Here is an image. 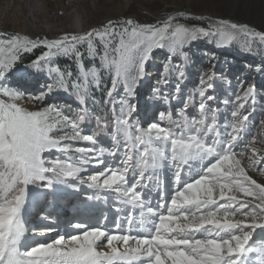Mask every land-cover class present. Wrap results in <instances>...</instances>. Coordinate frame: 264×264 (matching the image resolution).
<instances>
[{"label":"snow or ice","instance_id":"1","mask_svg":"<svg viewBox=\"0 0 264 264\" xmlns=\"http://www.w3.org/2000/svg\"><path fill=\"white\" fill-rule=\"evenodd\" d=\"M238 34L264 41V32L246 24L216 20L207 27L186 26L171 15L156 24L109 20L83 34L66 32L53 39L0 34V264H251L249 257L258 253L249 241L256 229L264 232V183L248 173L259 165L258 174L264 177L260 163L264 155L257 156L255 136L247 138L250 113L242 114L244 104L239 102L255 103L256 85L235 96L232 120L222 126L218 110L209 104L216 99L210 94L214 79H219L214 72H202L197 89L187 96L179 83L172 93L152 89L149 99L168 108L157 113L158 119L148 116L146 108V125L138 118V104L132 102L155 50L168 48L182 55L185 46L201 37L228 45ZM84 45L89 59L99 61L98 67H84L85 53L80 51ZM38 47L46 50L31 66L42 70L48 65L53 83L34 99L45 102L54 91L72 88L80 100L75 115L51 103L36 111L17 103L24 93L11 84L13 70L22 53ZM69 54L78 65L75 78L67 70L51 67L54 57ZM173 71L180 80L186 75L183 65H165V84ZM105 75L111 78L106 93L113 123L108 155L117 160L114 166L105 163L103 149H72L70 143H98L96 131L84 133L83 126L92 116L85 100L91 87L103 85ZM121 85L125 95L117 101ZM174 100L182 104L175 114ZM193 103L197 114L189 115ZM92 118L98 127H108L100 123L101 117ZM249 148L245 166L242 157ZM72 151L80 157H70ZM54 152L64 159L45 155ZM89 167L103 170L82 176ZM165 168L172 171L171 194L158 178ZM100 192L113 194L119 205L114 211L126 215L110 219L99 211L94 223L84 219L96 217L97 202L107 201ZM69 206L74 215L67 227L75 234L65 235L58 217ZM31 210L45 226L29 227ZM237 215L242 218L235 219ZM52 233L54 239L26 243L29 237L35 240ZM105 246L108 251L99 250Z\"/></svg>","mask_w":264,"mask_h":264},{"label":"rangeland","instance_id":"2","mask_svg":"<svg viewBox=\"0 0 264 264\" xmlns=\"http://www.w3.org/2000/svg\"><path fill=\"white\" fill-rule=\"evenodd\" d=\"M73 1L75 0H0V34H21L33 35V37L44 38L59 37L64 33L82 34L76 29H69L68 31L62 29V25H58L60 33L54 30L46 32V23L57 19L60 23L74 22L73 16L69 15L73 10ZM87 5L86 16L93 28H100L102 25L108 23L109 20L118 21L123 19H134L140 23L156 24L157 21L171 15L176 17V22L186 26L207 27L211 23V19H198L199 17L178 13L174 14L183 5L195 12H213L217 15L218 20L233 21L236 24H250L257 28L258 31L264 32V0H241L238 5L234 0H78ZM199 1V2H198ZM184 13V12H182ZM35 19H33V16ZM73 19V20H72ZM31 20V21H30ZM37 24V26L35 25ZM33 27V28H32ZM67 29V28H66ZM46 30V31H45ZM66 31V32H65ZM53 32L54 34H52ZM46 49L38 47L31 52L22 53L21 59L17 62L16 68L13 70L14 76L11 78V84L14 87H19V90L24 93L21 100L17 101L22 107L29 111H36L51 103L59 105L65 114L75 115L80 107V100L74 89L54 91L47 101L41 102L34 97L43 90L46 84H52L53 78L49 74V66L37 69L32 67V61L36 60ZM80 51L84 52L83 64L85 68H91L93 65L99 66L98 60L89 59L86 54V45L80 47ZM35 55V59L29 61L25 56ZM54 64L51 65L53 70L59 68L61 71L67 70L73 74L75 78L78 65L75 57L71 54L60 55L53 58ZM165 65H183L186 75L183 80H180L178 74L174 71L170 74V83L165 84L162 78V72ZM260 68L259 71L256 69ZM260 71L261 74H260ZM148 75L140 82L139 87L134 92L135 99L132 101L138 104L139 119L142 124L149 122L145 117V110L147 108L148 116L152 119H158L157 113L159 111H166L168 106L160 101H151L149 97L152 95V89L160 88L165 93H172L175 91L176 85L179 83L181 92L184 96L193 93L199 84V78L202 72H214L219 76V79H214L215 89L214 94L216 99L210 101L209 104L217 109V117L219 124L222 126L226 122L232 120V112L236 109L237 102L236 95H242V88L249 85H256L255 103L251 100L243 103L244 107L240 109L242 114H248L249 119L246 121L248 125L247 138L249 140L255 136V146L257 149V156L264 155V138L259 133H264V41L259 37L249 38L243 35H237L236 38L228 45H223L217 38L201 37L192 44L187 45L183 49V54H172L168 48L155 50L146 66ZM54 74V73H53ZM230 81V85L226 82ZM243 82V83H241ZM111 87V78L104 76L103 85L99 88L91 87L88 96L85 100L86 106L92 116L101 117L100 123H107V128L98 127L97 121L90 116L83 126L84 133L88 134L96 131L98 135V143L93 144L87 141L70 142L72 149H96L97 151L103 149V159L108 165H116L117 160L108 155L112 146V113L111 104L108 102L106 96L107 89ZM119 96L116 100L119 101L123 97L124 91L121 85L118 88ZM229 101L224 104L223 101ZM147 102V104H146ZM173 113L182 107L179 101H172ZM117 108L119 103L117 102ZM189 115L197 114V106L195 103L190 104L188 108ZM223 131V128L220 129ZM244 151L242 163L247 166L249 162L248 151ZM240 151V148L237 149ZM49 159L59 157L64 159V155L59 152L52 154H45ZM70 157H80V153L72 151L69 152ZM122 158L123 153H120ZM260 163L264 164V161ZM103 170L102 167H89L87 171L82 172L81 175L87 177L95 172ZM259 165L255 170H249V175L257 180L258 183H264V177L258 174ZM168 179V178H167ZM86 187V186H82ZM89 195H92L93 190L88 189ZM103 198L107 196L106 202H97V218L99 211L108 213V217H115L116 215H126L125 211L117 213L115 208L119 207L115 203V197L110 192H100ZM155 194V193H154ZM153 194V195H154ZM156 195V194H155ZM241 196L242 194H237ZM153 198V197H152ZM112 205V206H111ZM70 207V206H69ZM69 207H64L60 211L58 219L60 220L59 227L62 232L67 228V221L72 220L73 210ZM111 210V211H110ZM108 211V212H107ZM44 209L41 206L40 213ZM73 214L72 216L66 214ZM111 213V214H110ZM29 218V219H28ZM239 215L235 219H241ZM73 222H75L73 220ZM27 223L29 227L45 226V222L38 218V213L31 210L28 213ZM32 225V226H31ZM50 238L37 237L35 240L31 237L27 240V244L46 239L51 240L55 238V233ZM49 234V235H52ZM258 255L250 256L251 264H262L264 261V252H260L261 247H264V232L256 229L249 241Z\"/></svg>","mask_w":264,"mask_h":264},{"label":"bare ground","instance_id":"3","mask_svg":"<svg viewBox=\"0 0 264 264\" xmlns=\"http://www.w3.org/2000/svg\"><path fill=\"white\" fill-rule=\"evenodd\" d=\"M137 1V0H136ZM226 1V0H225ZM227 1H229V0H227ZM234 1H236L235 3H237L238 5L240 4V1L241 0H234ZM199 2V1H198ZM73 10H71V13L69 14V15H72L73 16V19H74V22H68V23H63V22H59L57 19H54L53 21H51V22H49V23H46V26H45V29L47 30H45L46 32H49V31H52V30H54L55 32H57V33H60V32H62V31H59V27H58V25H62V29H63V31L64 30H66V31H68L69 29H76V30H79V31H81V33L83 34V33H85V32H87V31H89L90 29H92L93 27H92V25L89 23V20H88V17L86 16V9H87V5L86 4H84V3H81V2H79L78 0H75V1H73ZM182 12H184V14H186V15H191L192 13H196V14H194V15H198L199 17H204L205 16V18H208V19H211L210 21L211 22H214V21H216V20H218L219 18L217 17V15L216 14H214L213 12H208V11H203V12H195V11H192V10H190L189 8H186L184 5L181 7V8H179L174 14H178V13H182ZM31 16H33V14H31ZM216 17L218 18V19H216ZM33 19H35V17L33 16ZM72 19V20H73ZM31 21V20H30ZM233 22V21H232ZM235 23V22H234ZM36 26H37V24H35ZM246 25H248V26H250V28H252V29H255L256 31H258L257 30V28H255L254 26H252V25H250V24H246ZM33 28V27H32ZM67 28V29H66ZM65 31V32H66ZM260 32V31H259ZM52 34H54L53 32H51ZM27 36H29V37H31V38H33V39H35V37H33V35H31V34H29V35H27ZM49 39H53V38H57V37H55V36H51V37H48ZM252 38H254V37H252ZM148 64V63H147ZM147 64H146V66H147ZM261 72L262 71H260V74H261ZM259 135L260 136H262L263 138H264V133H259ZM258 152V151H257ZM248 153V155H251V149L247 152ZM159 180H160V182H161V184L162 185H164V186H166V187H168V191H169V194H171V191H172V171H171V169H169V168H165L163 171H161V173L159 174ZM168 178V179H167ZM89 193L90 192H87V194L89 195ZM154 194V193H153ZM107 197V196H106ZM155 199H156V195L154 194L153 195V202L155 201ZM107 200H110V199H107ZM112 206V205H111ZM71 207H69L68 209L69 210H71L70 209ZM111 211V210H110ZM108 212V211H107ZM105 214H108V213H105ZM111 214V213H110ZM66 215H69V216H72L73 214L71 213V214H66ZM120 216L121 217H123L124 215H121L120 214ZM27 217H28V214H27ZM113 217H110V219H112ZM29 219V218H28ZM84 219H87L89 222H91V223H94L95 222V220H96V218L95 217H93V218H88V217H86V218H84ZM76 222V221H75ZM32 226V225H31ZM60 230H63V228L62 229H60ZM62 232V231H61ZM62 234H65V235H69V234H75V231L74 230H72V229H70V228H66L65 229V231H63L62 232ZM132 235H136V233L135 232H133L132 233ZM51 236H53V234L52 235H48L46 238H50ZM46 240H48V239H46ZM42 242V241H41ZM102 243H105L106 244V242H102ZM120 247L122 248L123 246L122 245H120ZM99 250H103V251H108L109 249L105 246V247H101Z\"/></svg>","mask_w":264,"mask_h":264},{"label":"trees","instance_id":"4","mask_svg":"<svg viewBox=\"0 0 264 264\" xmlns=\"http://www.w3.org/2000/svg\"><path fill=\"white\" fill-rule=\"evenodd\" d=\"M25 57L28 58L29 61H31V60H34L36 56L35 55H33V56L31 55V56H25Z\"/></svg>","mask_w":264,"mask_h":264},{"label":"water","instance_id":"5","mask_svg":"<svg viewBox=\"0 0 264 264\" xmlns=\"http://www.w3.org/2000/svg\"><path fill=\"white\" fill-rule=\"evenodd\" d=\"M192 16L199 17L198 15H192Z\"/></svg>","mask_w":264,"mask_h":264}]
</instances>
